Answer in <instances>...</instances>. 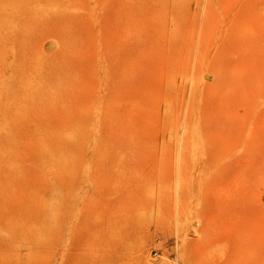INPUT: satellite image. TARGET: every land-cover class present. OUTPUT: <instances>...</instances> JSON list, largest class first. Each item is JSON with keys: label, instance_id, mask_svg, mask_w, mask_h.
Here are the masks:
<instances>
[{"label": "rangeland", "instance_id": "obj_1", "mask_svg": "<svg viewBox=\"0 0 264 264\" xmlns=\"http://www.w3.org/2000/svg\"><path fill=\"white\" fill-rule=\"evenodd\" d=\"M153 1L0 0V264H264V0Z\"/></svg>", "mask_w": 264, "mask_h": 264}, {"label": "bare ground", "instance_id": "obj_2", "mask_svg": "<svg viewBox=\"0 0 264 264\" xmlns=\"http://www.w3.org/2000/svg\"><path fill=\"white\" fill-rule=\"evenodd\" d=\"M130 1V0H129ZM132 1V0H131ZM141 1V2H140ZM156 1V0H155ZM155 1H153L154 3H155ZM224 1V0H223ZM139 2L141 3V4H143L142 2H143V0H139ZM146 2V1H145ZM220 2V1H219ZM122 3V2H121ZM147 3H149V2H147ZM223 3V2H222ZM227 3H228V0H227ZM232 3V2H231ZM128 4V3H127ZM139 4V3H138ZM158 5V4H157ZM219 4H217V6H218ZM233 5V4H232ZM131 6V5H130ZM147 6V5H146ZM243 6H244V4H243ZM149 7V9H150V6H148ZM157 7V6H156ZM229 7V6H228ZM242 7V6H241ZM130 8V7H129ZM131 8H132V6H131ZM134 8V7H133ZM122 9V11H123V8H121ZM171 9V8H170ZM242 9V8H241ZM243 9H244V7H243ZM119 10V9H118ZM136 10V9H135ZM152 10V9H151ZM160 10V9H159ZM164 11H165V9H164ZM231 11V10H230ZM241 11V10H240ZM243 11V10H242ZM153 12V11H152ZM172 12V11H171ZM121 13V12H120ZM134 13V12H133ZM230 13V12H229ZM119 15V14H118ZM131 15H133V14H131ZM138 15V14H137ZM152 15V14H151ZM169 15V14H168ZM205 15V14H204ZM216 15H217V13H216ZM228 15V14H227ZM131 17V16H130ZM133 17V16H132ZM139 17V16H138ZM224 17V16H223ZM109 19V18H108ZM130 19V18H129ZM123 20V19H122ZM148 20V19H147ZM235 20V19H234ZM143 21V20H142ZM142 21H140V22H142ZM152 21V20H151ZM132 22V21H131ZM136 22H138L137 20L135 21V24H136ZM153 22V21H152ZM122 23H124V22H122ZM134 22H132V24H133ZM142 23H144V22H142ZM119 24V23H118ZM150 25H151V23H149ZM163 24H164V22H163ZM120 25V24H119ZM138 25H139V23H138ZM144 25H146V24H144ZM161 25V24H160ZM128 26V25H127ZM169 26V25H168ZM126 27V26H125ZM132 27V26H131ZM136 27V26H135ZM137 27H142L143 28V25L142 26H137ZM121 28V27H120ZM133 28V27H132ZM146 28V27H145ZM157 28H159V27H157ZM148 29V28H147ZM166 29V28H165ZM171 29V28H170ZM119 30V29H118ZM121 30V29H120ZM127 31V30H126ZM132 31H133V33H134V36H135V32H134V30L132 29ZM135 31H136V29H135ZM144 31V30H143ZM148 31V30H147ZM153 31V30H152ZM163 31V30H162ZM154 32V31H153ZM168 32V31H167ZM132 33V34H133ZM137 34L139 33V30L137 29V32H136ZM121 34V33H120ZM148 34V33H147ZM143 35H144V33H143ZM155 35V34H154ZM128 36V35H127ZM158 36V35H157ZM125 37V36H124ZM132 37H133V35H132ZM131 37V38H132ZM144 37V36H143ZM142 37V38H143ZM148 37V36H147ZM155 37V36H154ZM141 38V39H142ZM122 39H123V36H122ZM137 39H138V37H137ZM151 39V38H150ZM154 39H156V37L154 38ZM159 39V38H158ZM125 40V39H124ZM146 40H147V42H146ZM153 40V39H152ZM131 41V40H130ZM134 40H132V42H133ZM148 39H145V42H144V45H146L145 43H147V45H148V47H149V43H148ZM205 41V40H204ZM120 42V41H119ZM123 42V41H122ZM156 42V41H155ZM136 43H138V42H136ZM141 43H143V42H140V44ZM139 44V43H138ZM144 45L142 44L141 46H143L144 47ZM154 45V44H153ZM156 45V44H155ZM175 45V44H174ZM203 45V44H202ZM136 46H137V44H136ZM140 46V45H139ZM160 46L162 47V45H159L158 47L160 48ZM170 46H171V44H170ZM138 47V46H137ZM164 47H165V44H164ZM129 48H132V47H129ZM128 48V49H129ZM140 48V47H139ZM139 48H138V51H139ZM147 48V46H145L143 49H144V51H145V49ZM153 48V47H152ZM158 48V49H159ZM171 48H174V46H172ZM158 49H156V50H158ZM164 50V48L162 47V48H160V52L162 51V50ZM134 50L136 51V48L134 47ZM133 49H132V51H134ZM150 50V49H149ZM156 50H154V51H156ZM175 50V49H174ZM126 51H127V49H126ZM125 51V52H126ZM128 51H130V50H128ZM138 51H137V53H138ZM141 51V50H140ZM140 51H139V53H140ZM146 51H147V49H146ZM165 51V50H164ZM124 52V53H125ZM157 53H158V51H156ZM155 52V53H156ZM172 52V51H171ZM198 52V51H197ZM110 53V52H109ZM130 54H131V51L129 52ZM134 53V52H133ZM137 53H136V55H137ZM138 53V54H139ZM148 53V52H147ZM128 54V53H127ZM129 54V55H130ZM142 54H144V53H142ZM152 54V53H151ZM161 54H162V52H161ZM124 56L126 55V53L125 54H123ZM129 55H127L126 56V58L128 57L129 58ZM133 55H135V54H133ZM148 55V54H147ZM157 55H159V54H157ZM156 55V56H157ZM144 56V55H143ZM151 56V55H150ZM167 56V55H166ZM110 57V56H109ZM133 57H135V56H132V57H130L129 58V60H131V58H132V60H133ZM148 57H149V55H148ZM136 58V57H135ZM138 58V57H137ZM145 58H147V57H145ZM154 58H155V56H154ZM167 58V57H166ZM173 58V57H172ZM121 59V58H120ZM144 59V58H143ZM159 59V58H158ZM158 59H155V61L156 60H158ZM169 59V58H168ZM167 59V60H168ZM122 60V62L124 63V60H126L125 58H123V59H121ZM128 60V59H127ZM126 60V61H127ZM139 61V60H138ZM132 62H134V63H136L135 61H132ZM162 62V61H161ZM110 63V62H109ZM120 63H121V61H120ZM129 63H130V61H129ZM155 63H157V62H155ZM127 64V62L125 63V65ZM137 64V63H136ZM152 64H153V61H152ZM168 64V63H167ZM164 65V64H163ZM166 65V64H165ZM121 66V65H120ZM128 66V65H127ZM154 66V65H153ZM167 66V65H166ZM172 66V65H171ZM171 66H169V67H171ZM133 67V66H132ZM144 67H146V66H144ZM143 67V69H145ZM121 68V67H120ZM122 68H123V66H122ZM127 68V67H126ZM139 68V67H138ZM119 69V68H118ZM148 69V68H147ZM151 69V68H150ZM104 70V69H103ZM121 70V69H120ZM126 70V69H125ZM136 70V69H135ZM139 70H141V69H139ZM139 70L137 71V72H139ZM159 70V69H158ZM161 70H163V69H161ZM108 71V70H107ZM113 71V70H112ZM143 71H145V70H143ZM151 72L153 71V70H150ZM155 71V70H154ZM157 71V70H156ZM104 72V71H103ZM124 72V71H123ZM129 72V71H128ZM141 72V71H140ZM139 72V73H140ZM119 73H120V71H119ZM141 73H143V72H141ZM146 73V72H145ZM153 73H156V72H153ZM152 73V74H153ZM157 73H159V71H157ZM163 73V72H162ZM113 74V73H112ZM121 74V73H120ZM130 74V73H129ZM128 74V75H129ZM119 75V74H118ZM127 75V74H126ZM146 75V74H145ZM158 75V77H159V75L160 74H157ZM123 76H125V75H123ZM155 76V75H154ZM160 76H162V75H160ZM147 77V76H146ZM153 77V76H152ZM157 77V78H158ZM203 77L205 78V79H209L210 78V74H208V73H204V75H203ZM131 78V77H130ZM151 78V77H150ZM157 78H155V80L157 79ZM154 79V78H153ZM120 80V79H119ZM124 80V79H123ZM122 80V82H125V81H123ZM139 81H140V79H139ZM147 81V80H146ZM151 81V80H150ZM129 82V81H128ZM135 82V81H134ZM139 83V82H138ZM148 83V82H147ZM121 84H123V83H121ZM154 84V83H153ZM111 85V84H110ZM124 85V84H123ZM135 85H136V83H135ZM135 85H133V86H135ZM150 85V84H149ZM158 85H159V83H158ZM162 83L160 82V85H159V89H162L161 87H162ZM125 86V85H124ZM141 86H142V82H141ZM151 86V85H150ZM154 86H155V84H154ZM164 86V85H163ZM128 87V86H127ZM131 87V86H130ZM123 88V87H122ZM134 88V87H133ZM141 88H143V86L141 87ZM164 88V87H163ZM109 89V88H108ZM121 89V88H120ZM137 89V88H136ZM145 89V88H144ZM119 90V89H118ZM141 90H143V89H141ZM157 91V90H156ZM161 91H163V90H161ZM121 92V91H120ZM135 92V91H134ZM143 92V91H142ZM141 91H140V93H142ZM133 93V92H132ZM159 93V92H158ZM241 93V92H240ZM127 95H129V94H127ZM148 95V94H147ZM160 95V94H159ZM241 95V94H240ZM90 96V95H89ZM151 96V95H150ZM161 96V95H160ZM123 97V96H122ZM103 98V97H102ZM120 99H122L121 97H119ZM161 98V97H160ZM126 99V98H125ZM132 99H134V98H132ZM142 99V98H141ZM153 99V98H152ZM156 99V98H155ZM159 100V99H158ZM91 101V100H90ZM134 101V100H133ZM110 102V101H109ZM154 102V101H153ZM124 103V102H123ZM122 103V104H123ZM127 103L128 104H126L125 105V103H124V105L125 106H127V105H129V102L127 101ZM157 103H160V100L159 101H156V104L155 105H157ZM120 104V103H119ZM124 105H122L123 107H124ZM149 105H150V102H149ZM131 106L129 105V108H130ZM146 107V106H145ZM148 107V106H147ZM150 107V106H149ZM151 107H152V105H151ZM153 107L155 108L156 106H154V104H153ZM158 107H159V105H158ZM125 108H127V107H124V109ZM157 108V107H156ZM131 109V108H130ZM123 110V109H122ZM126 110V109H125ZM134 110V109H133ZM131 111V110H130ZM157 111V110H156ZM132 112V111H131ZM134 112V111H133ZM126 113L127 112H125V115H126ZM145 113V112H144ZM132 114V113H131ZM131 114H129L128 113V115L129 116H131ZM134 114V113H133ZM132 114V115H133ZM153 114H154V112H153ZM123 113H122V117H118V118H122L123 119ZM124 115V116H125ZM148 115V118H150L149 117V114H147ZM151 115V114H150ZM136 116V118H137V115H135ZM135 116H134V119H136L135 118ZM145 118H146V113H145ZM126 117H127V115H126ZM157 117V116H156ZM154 115H153V118H156ZM131 118H133V117H131ZM131 118L129 117V120H131ZM127 119V118H126ZM134 119H132V120H134ZM114 120V119H113ZM137 120V119H136ZM135 120V121H136ZM148 120V119H147ZM155 120V119H154ZM220 119H218V121H219ZM119 121H120V119H119ZM124 121V120H123ZM129 122H131V121H129ZM129 122H123V123H121V124H123V125H126L127 123L129 124ZM134 122V121H133ZM210 122V121H209ZM222 122V121H221ZM211 123V122H210ZM131 124L132 123H130L129 124V126L131 127ZM141 124V123H140ZM140 124H138V125H140ZM142 124H144V123H142ZM149 124V123H148ZM209 124V123H208ZM216 124H217V122H216ZM147 125V124H146ZM209 125H211V124H209ZM208 125V126H209ZM118 126V125H117ZM116 126V127H117ZM182 126V125H181ZM213 126H214V123H213ZM216 126V125H215ZM123 127V126H122ZM129 127V128H130ZM134 126H133V124H132V127L131 128H133ZM212 127V126H211ZM126 128V127H125ZM135 128V127H134ZM181 128V127H180ZM209 129H211L210 128V126L208 127ZM207 128V129H208ZM217 128V127H216ZM116 130V129H115ZM127 130V129H126ZM212 130V129H211ZM128 131H129V129H128ZM130 131H132L131 129H130ZM129 131V132H130ZM134 131H135V133L137 134V131H136V128L134 129ZM134 131L132 132V133H134ZM121 132V131H120ZM138 132H139V134H140V131L138 130ZM222 132V131H221ZM223 132H225V131H223ZM123 133V132H122ZM134 133V134H135ZM144 133V132H143ZM196 133V132H195ZM199 133V132H198ZM205 133H206V131H205ZM210 133H212L211 131H210ZM209 133V134H210ZM226 133V132H225ZM129 134V133H128ZM142 134V133H141ZM140 134V135H141ZM213 134H214V136H213ZM213 134H212V136L211 135H208V133H207V136H204V138H202V142H203V144H207V146H208V144H209V148H211L210 150H213V152L212 153H214V151L216 152V153H218L221 149L223 150L224 148H226L225 146H223V141L225 140V136H222V134L220 135V134H218V132L216 133H214L213 132ZM217 134V135H216ZM104 135V134H103ZM139 135V136H140ZM230 135H231V133H230ZM143 138H144V136L143 135H141ZM140 136V137H141ZM145 136H146V134H145ZM199 136H200V134H199ZM228 136V135H227ZM226 136V137H227ZM142 137H141V139H142ZM238 137H239V135H238ZM200 138V137H199ZM243 138V137H242ZM112 139V138H111ZM147 139H148V136H147ZM177 139H179V138H177ZM114 140V139H113ZM149 140V139H148ZM183 140H184V137L182 136L181 138H180V140H178V146L180 147V149L183 151ZM144 141V140H143ZM228 142L229 141H231V139L229 140V138H228V140H227ZM226 141V142H227ZM238 141V140H237ZM240 141H242V140H240ZM100 142V141H99ZM99 142H98V144H99ZM132 142V144H134L133 145V147L134 146H136V149H139V148H137L138 146H139V144L142 146V143L144 144V142H137V139L136 138H133V141H131ZM146 143H148L147 141H145ZM225 142V141H224ZM101 143V142H100ZM129 143H130V139H129ZM128 143V144H129ZM195 144H196V142H194ZM232 143V142H231ZM231 143H227V144H231ZM235 143V142H234ZM104 145V144H103ZM130 145V144H129ZM147 145V144H146ZM225 145H226V143H225ZM228 145V146H229ZM232 145V144H231ZM230 145V146H231ZM132 146V145H131ZM194 146V145H193ZM101 147H102V144H101ZM104 147H106L105 145H104ZM140 147V146H139ZM142 147H144V146H142ZM224 147V148H223ZM98 148V147H97ZM228 148V147H227ZM101 149H103V148H101ZM133 149H135V147L133 148ZM141 149V148H140ZM98 151H99V149H97ZM104 150V149H103ZM209 149L207 148L206 149V151H208ZM219 150V151H218ZM221 150V151H222ZM229 150V149H228ZM105 151V150H104ZM134 151H136V150H134ZM137 151H140V150H137ZM224 151V150H223ZM211 152V151H210ZM98 153V152H97ZM102 153V152H101ZM101 153H100V155H101ZM215 153V155H213L212 154V158H213V160H214V162L215 161H217L218 159L216 158L217 157V154ZM223 153V152H222ZM104 154V153H103ZM147 154V153H146ZM210 155H211V153H210ZM99 156V155H98ZM102 156H104V155H101V157L100 158H103ZM181 156V155H180ZM216 156V157H215ZM223 156V155H222ZM225 156V155H224ZM147 158H149V157H147ZM208 158V157H207ZM210 158H211V156H210ZM215 158L217 159V160H215ZM104 159V158H103ZM180 159V158H179ZM220 159V158H219ZM221 159H223V158H221ZM98 160H100V159H98ZM143 160V159H142ZM149 160V159H148ZM209 160H211V159H209ZM103 160H101V162H102ZM223 161V160H222ZM221 161V162H222ZM97 162V161H96ZM133 162H135V161H133ZM137 162V161H136ZM218 162V161H217ZM103 163H104V161H103ZM146 163V162H145ZM147 163H149V162H147ZM211 163V162H210ZM218 163H220V162H218ZM97 165H99V164H97ZM101 165V164H100ZM147 165V164H146ZM213 165H215V164H213ZM217 165V164H216ZM106 165H102L101 166V168H103V169H101L102 170V172H103V179L102 180H98V181H93V184H92V188L91 189H95V192H96V190L98 191V195H100V197H102V200L100 201V203L102 202V210H100V209H98V210H94V208L92 209V212H91V214H93L94 216H99L102 220H103V222H107V221H109V220H111L112 221V223L114 222L113 221V219L116 221V222H119V220H116L115 218H117V217H115V213L116 212H118L116 209H119V207L122 209V208H126V210H127V212L126 213H128V208H129V203H131V204H135L136 205V203H137V201H138V199L139 200H141L142 199V193L141 192H139V193H137L136 192V190H135V188H133L132 187V183L131 182H125V180H123V182L122 181H120L121 179H118L119 180V182H117V181H115V180H113V179H105L104 178V167H105ZM136 166H137V164H136ZM135 166V167H136ZM150 166V165H149ZM212 166V165H211ZM95 167V166H94ZM137 167H139V166H137ZM136 167V168H137ZM180 167V166H179ZM214 167V166H213ZM215 167H217V166H215ZM89 168V167H88ZM91 168V167H90ZM208 168V167H207ZM216 169V168H215ZM93 170V169H92ZM100 170V171H101ZM96 171V170H95ZM99 171V172H100ZM215 171V170H214ZM93 172H94V170H93ZM98 171H97V173H99ZM101 172V173H102ZM92 174V173H91ZM93 174H95V173H93ZM102 175V174H101ZM95 177V176H94ZM97 177V176H96ZM95 177V179L97 180V178ZM99 178V177H98ZM100 178H101V176H100ZM144 179V178H143ZM152 180V179H151ZM74 181L72 180V182L71 183H73ZM76 183V182H75ZM74 183V184H75ZM146 183V182H145ZM153 183V182H152ZM66 184H68V183H66ZM76 185V184H75ZM72 186H73V184H72ZM68 188V187H67ZM73 188V187H72ZM71 188V189H72ZM110 188H112V189H110ZM74 189V188H73ZM93 189V190H94ZM69 190V189H68ZM89 190V192H87V194L88 193H90V189H88ZM100 191V192H99ZM66 192V191H65ZM64 192V193H65ZM69 193V192H68ZM81 193V192H80ZM112 193V195H110V197H112V198H114V199H106L105 200V196L107 197V195L108 194H111ZM66 194V193H65ZM70 194V193H69ZM89 195V194H88ZM93 197H95V198H93L94 199V201H96V199L97 198H100V197H97L96 198V196H93ZM109 197V196H108ZM129 200V202H127ZM94 201H90V199H88V207H92V205H93V202ZM75 202V201H74ZM109 202V203H108ZM136 202V203H135ZM142 202H144V200H142ZM85 203H87V202H85ZM97 203H99L98 201H97ZM96 203V204H97ZM138 204V203H137ZM177 204V203H176ZM71 206V205H70ZM85 206V205H84ZM98 206H100V205H98ZM132 206V205H131ZM86 207V206H85ZM86 208V209H90V208ZM97 207V206H96ZM101 207V206H100ZM104 207V208H103ZM83 209V208H82ZM100 210V211H99ZM125 210V211H126ZM113 211V212H112ZM120 211V210H119ZM86 212H88V211H86ZM83 214H87V213H85V212H83ZM90 214V213H89ZM87 215V217H85V215H84V218H83V221L81 222V220H80V222H81V224L79 223V225H82L83 224V222H85V223H87L86 222V218H88L89 216H93V215ZM82 216V215H81ZM93 216V217H94ZM125 216V215H124ZM125 217H127V216H125ZM81 218V217H80ZM96 218V217H95ZM97 219H99V218H97ZM88 224V223H87ZM89 225V224H88ZM103 225H104V223H103ZM78 226V225H77ZM109 235V234H108ZM112 235H113V232H112ZM111 235V236H112ZM108 238H109V236H108ZM81 249V248H80ZM88 253V252H87ZM72 254V253H71ZM85 256V255H84ZM71 259V258H70ZM78 259V258H77Z\"/></svg>", "mask_w": 264, "mask_h": 264}]
</instances>
